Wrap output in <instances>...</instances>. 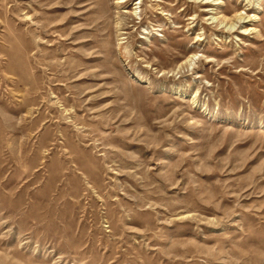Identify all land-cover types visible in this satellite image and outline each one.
Instances as JSON below:
<instances>
[{
    "label": "rangeland",
    "instance_id": "374dc122",
    "mask_svg": "<svg viewBox=\"0 0 264 264\" xmlns=\"http://www.w3.org/2000/svg\"><path fill=\"white\" fill-rule=\"evenodd\" d=\"M0 264H264V0H0Z\"/></svg>",
    "mask_w": 264,
    "mask_h": 264
},
{
    "label": "bare ground",
    "instance_id": "6f19581e",
    "mask_svg": "<svg viewBox=\"0 0 264 264\" xmlns=\"http://www.w3.org/2000/svg\"><path fill=\"white\" fill-rule=\"evenodd\" d=\"M126 1H127V0H126ZM237 19H238V20H241L242 18L239 16V17H237ZM231 25L233 26V24H231ZM246 31H247V30H246ZM246 31H245V32H246ZM121 44H122V42H121Z\"/></svg>",
    "mask_w": 264,
    "mask_h": 264
}]
</instances>
